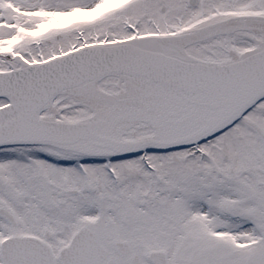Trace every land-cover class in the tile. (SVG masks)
<instances>
[{
	"label": "snow or ice",
	"instance_id": "1",
	"mask_svg": "<svg viewBox=\"0 0 264 264\" xmlns=\"http://www.w3.org/2000/svg\"><path fill=\"white\" fill-rule=\"evenodd\" d=\"M0 264H264V0H0Z\"/></svg>",
	"mask_w": 264,
	"mask_h": 264
}]
</instances>
